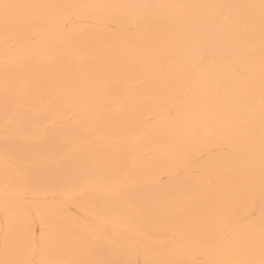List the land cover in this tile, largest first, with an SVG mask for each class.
Masks as SVG:
<instances>
[{"label":"bare ground","instance_id":"obj_1","mask_svg":"<svg viewBox=\"0 0 264 264\" xmlns=\"http://www.w3.org/2000/svg\"><path fill=\"white\" fill-rule=\"evenodd\" d=\"M0 264H264V0H0Z\"/></svg>","mask_w":264,"mask_h":264}]
</instances>
